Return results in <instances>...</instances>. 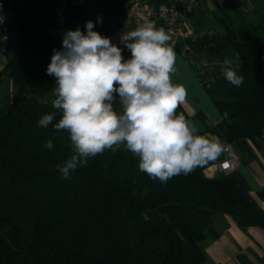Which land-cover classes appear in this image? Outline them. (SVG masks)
Returning <instances> with one entry per match:
<instances>
[{"label":"trees","instance_id":"trees-1","mask_svg":"<svg viewBox=\"0 0 264 264\" xmlns=\"http://www.w3.org/2000/svg\"><path fill=\"white\" fill-rule=\"evenodd\" d=\"M63 1L25 0L10 28L18 31L19 50L2 70L16 92L0 99V264H206L202 241L215 213L264 227L235 177L207 175L212 162L161 183L120 147L62 177L57 165L73 146L66 131L53 127L60 118L51 107L55 77L46 71L53 50H62L67 31L86 30L87 21L107 37L115 28L107 17L129 7V0H89L61 10ZM260 5L252 17L231 0L219 3V25L187 39L190 63L222 116L216 125L201 118L222 144L264 134L263 0ZM228 58L244 78L239 87L221 73ZM53 111V123L41 128L40 117ZM177 112L189 118L184 109ZM49 140L51 150L44 146ZM160 209L166 211L155 214Z\"/></svg>","mask_w":264,"mask_h":264},{"label":"clouds","instance_id":"clouds-1","mask_svg":"<svg viewBox=\"0 0 264 264\" xmlns=\"http://www.w3.org/2000/svg\"><path fill=\"white\" fill-rule=\"evenodd\" d=\"M93 28L87 21L85 32L67 31L62 50H53L46 70L55 77L51 107L60 112L53 127L66 131L73 146V154L57 165L62 177L69 179L89 157L121 146L138 158L141 172L161 183L216 161L224 146L199 134L196 125L177 112L187 90L172 81L176 54L164 28L146 20L124 32L120 39L130 50L128 59ZM233 64L225 59L221 73L239 87L244 78ZM117 100L120 111L114 107ZM55 116L56 111L49 112L37 123L47 128ZM44 146L51 150L53 143L49 140Z\"/></svg>","mask_w":264,"mask_h":264},{"label":"crops","instance_id":"crops-1","mask_svg":"<svg viewBox=\"0 0 264 264\" xmlns=\"http://www.w3.org/2000/svg\"><path fill=\"white\" fill-rule=\"evenodd\" d=\"M206 10L209 9L200 8L192 16L191 23L194 30L200 28L201 20L205 16L202 12ZM135 28L115 27L107 38L115 39L118 31L129 32ZM113 44L121 48L125 59L130 58V50L121 43L120 37L114 40ZM171 46L173 48V45ZM174 52L176 60L172 81L182 84L187 90L186 102L180 108L184 109L188 116L190 115L188 119L199 129V134L215 139L217 136L206 131V123L201 116L210 125L218 124L222 116L196 69L178 51L174 50ZM9 82L11 93L8 100H11L16 90L11 81ZM114 107L117 111L121 110L118 100ZM218 141L221 143L220 140ZM231 148L237 153L238 161L235 169L229 174L235 177L241 190L264 217V134L256 139H246L231 144ZM223 158L222 153L216 161ZM206 173L210 177L218 175L209 171V168L206 169ZM202 246L206 253V264H264V227L244 226L238 218L228 213L217 212L213 216L212 226L208 229Z\"/></svg>","mask_w":264,"mask_h":264},{"label":"built area","instance_id":"built-area-1","mask_svg":"<svg viewBox=\"0 0 264 264\" xmlns=\"http://www.w3.org/2000/svg\"><path fill=\"white\" fill-rule=\"evenodd\" d=\"M88 1L68 0L67 3L69 7L78 8L85 6ZM225 1L227 0H169L165 4L157 5L153 0H129V7L125 12L117 13L111 18L107 17V20H112L116 28L124 29L138 27L146 20L153 21L157 28L163 27L169 35V46L174 44L173 49L190 61V44L187 39L195 36L191 23L192 16L200 8L215 11L218 9V4ZM231 1L244 10L255 7L253 0ZM24 3L25 0H0V82L4 68L1 62L3 47L9 38L14 18ZM215 139L219 140L217 137ZM222 145L225 148L224 158L208 167L209 171L217 174H226L234 170L238 161V155L232 150L231 144Z\"/></svg>","mask_w":264,"mask_h":264},{"label":"rangeland","instance_id":"rangeland-1","mask_svg":"<svg viewBox=\"0 0 264 264\" xmlns=\"http://www.w3.org/2000/svg\"><path fill=\"white\" fill-rule=\"evenodd\" d=\"M254 1V8L251 9H247L245 10V12H247L248 14H250L252 17H256L261 8V0H253ZM68 0H64L60 6L61 10H67L69 9V4L67 3ZM260 2V3H259ZM228 8H230L229 4H225ZM218 13L217 10H206L205 12V16L204 18L201 20V25L200 28H195L194 33H201L203 31L209 30L212 27H216L219 25V20L216 16L215 13ZM198 27V26H197ZM199 29V30H196ZM124 33V31H118L117 32V36L115 39H112L111 42L114 43V40H116L118 37H121V35ZM127 33V32H125ZM172 47V46H171ZM173 48H174V44H173ZM19 50V34L18 31H13L12 33H10L9 38L6 40L4 47H3V55L1 58V62L3 64V66L5 65V63L7 62V60L13 56L14 54H16ZM10 79H9V75L8 73H3L2 74V81L0 82V99L2 103H5L9 97H10V93H11V88H10ZM16 90V89H15ZM190 116V115H189ZM123 147V146H121ZM163 209H160L159 211H156L155 214H159V213H164Z\"/></svg>","mask_w":264,"mask_h":264},{"label":"snow or ice","instance_id":"snow-or-ice-1","mask_svg":"<svg viewBox=\"0 0 264 264\" xmlns=\"http://www.w3.org/2000/svg\"><path fill=\"white\" fill-rule=\"evenodd\" d=\"M225 167H227V165H225Z\"/></svg>","mask_w":264,"mask_h":264}]
</instances>
